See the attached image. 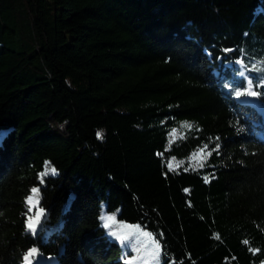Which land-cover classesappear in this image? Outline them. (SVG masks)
Wrapping results in <instances>:
<instances>
[{
    "label": "trees",
    "instance_id": "trees-1",
    "mask_svg": "<svg viewBox=\"0 0 264 264\" xmlns=\"http://www.w3.org/2000/svg\"><path fill=\"white\" fill-rule=\"evenodd\" d=\"M103 208L163 264H264V0H0V264H122Z\"/></svg>",
    "mask_w": 264,
    "mask_h": 264
},
{
    "label": "rangeland",
    "instance_id": "rangeland-1",
    "mask_svg": "<svg viewBox=\"0 0 264 264\" xmlns=\"http://www.w3.org/2000/svg\"><path fill=\"white\" fill-rule=\"evenodd\" d=\"M240 101L250 104L257 108L259 111L263 112V109L260 107L256 99L252 95L241 98ZM185 125L190 124L184 123L178 131H174L172 134V141L184 136L185 132L191 128V125L190 127H186ZM198 154L199 153H197L195 156H197ZM192 162L193 164L198 165L195 159H193ZM170 163L173 164L174 169H179L181 167V164L175 161H171ZM176 165H179V167H176ZM57 174V172H55V174L52 173L53 176ZM37 200L38 204L36 203ZM33 205H30L32 209H40L39 192L33 197ZM44 217L45 213L43 211V214L40 216L38 223L35 221V218H33L32 222L35 223V235H38L39 231L42 229V220ZM109 217L112 218L110 221L108 220ZM101 221L102 227L105 229L106 236L112 242H116L120 246V254L118 259L121 260L122 264H163L162 251L159 244L155 243L150 235L144 236L143 233L146 232L145 230L120 223L117 220L116 215L107 213L105 208H103L101 212ZM106 223L108 224V227L104 226ZM28 224L29 218L27 220L26 229L29 233L33 234L32 230L29 229ZM39 256L40 254L38 252L37 256L31 258L32 264H36V260ZM25 264H27V261L25 262Z\"/></svg>",
    "mask_w": 264,
    "mask_h": 264
},
{
    "label": "snow or ice",
    "instance_id": "snow-or-ice-1",
    "mask_svg": "<svg viewBox=\"0 0 264 264\" xmlns=\"http://www.w3.org/2000/svg\"><path fill=\"white\" fill-rule=\"evenodd\" d=\"M241 75H243V73H241ZM252 89V83H251V80L247 81V87L246 88H243V91H236L235 94L237 97H239L240 95H243V94H248V95H252V96H256L257 93L256 92H253L251 91ZM186 127H190V125H185ZM97 138H102V134L98 131L97 132ZM219 139V138H217ZM207 149V145H204V147L200 150V153L197 155V156H194L193 159H195L197 161V164H199L200 167H203V159L205 158V150ZM219 149V144L216 145V150ZM212 153L211 152H207V156H210ZM168 169L169 170H174V166L172 163H169L167 165ZM176 167H179V165H176ZM50 171L55 174L56 172V169L55 168H51ZM47 174V171L42 173L41 176L43 175H46ZM39 189L38 188H33L31 190L32 192V195L28 197V204L30 205H33V197L38 193ZM36 203L38 204V200L36 201ZM35 206V205H33ZM43 214V209H39L36 213V216H35V221L38 223L39 222V218L40 216ZM112 218L109 217L108 220L110 221ZM33 221V217H29V224H28V227L29 229L32 230L33 234L35 235V223L32 222ZM105 227H108V224L106 223L104 225ZM144 236H148L150 235L149 233L145 232L143 233ZM244 243H248L247 241H244ZM252 251H258V250H252ZM38 255V249L36 248H31L27 255L24 257L25 261H27V264H32V257H35Z\"/></svg>",
    "mask_w": 264,
    "mask_h": 264
}]
</instances>
